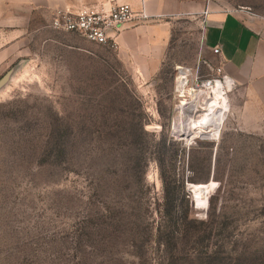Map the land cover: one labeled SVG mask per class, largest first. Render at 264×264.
Masks as SVG:
<instances>
[{"label": "rangeland", "instance_id": "374dc122", "mask_svg": "<svg viewBox=\"0 0 264 264\" xmlns=\"http://www.w3.org/2000/svg\"><path fill=\"white\" fill-rule=\"evenodd\" d=\"M203 18L172 20L152 78L48 28L0 61V264H264V121L193 133L177 108L178 67L211 72Z\"/></svg>", "mask_w": 264, "mask_h": 264}, {"label": "crops", "instance_id": "0c3cea01", "mask_svg": "<svg viewBox=\"0 0 264 264\" xmlns=\"http://www.w3.org/2000/svg\"><path fill=\"white\" fill-rule=\"evenodd\" d=\"M107 0H0V61L22 56L16 49L28 29H51L57 9L77 11L100 6ZM159 18L125 27L115 51L124 68L135 78H152L162 68L171 38L172 20L198 14L208 8L202 21L201 53L205 63L220 66L235 83L230 106L239 127L254 128L264 121V0H117ZM53 30V29H52ZM4 31V33L2 32ZM12 36V37H11ZM18 39V40H17ZM23 46H26L23 44ZM217 46L218 53L212 50ZM18 51V52H16ZM24 56V55H23ZM211 65V64H210Z\"/></svg>", "mask_w": 264, "mask_h": 264}, {"label": "built area", "instance_id": "2783aa9c", "mask_svg": "<svg viewBox=\"0 0 264 264\" xmlns=\"http://www.w3.org/2000/svg\"><path fill=\"white\" fill-rule=\"evenodd\" d=\"M206 1L208 4L210 0ZM207 13L206 5L202 14L205 17ZM154 18L159 17L149 14L144 5L135 10L127 3L107 0L100 6H83L77 11L57 8L52 12L49 27L55 31L77 34L92 43L116 51L118 38L125 27L132 24H143L154 20ZM212 51L218 53L219 48L215 46ZM206 65L211 71L206 76L199 74L198 67L194 71L182 67L185 72L179 80L183 83L184 89L190 84L188 94L192 98L197 97L200 101L204 97L210 98V95L213 94V88L218 82L231 80L230 91L235 87L234 81L223 72L220 66H212L209 63ZM179 69L181 68H178V71Z\"/></svg>", "mask_w": 264, "mask_h": 264}, {"label": "bare ground", "instance_id": "6f19581e", "mask_svg": "<svg viewBox=\"0 0 264 264\" xmlns=\"http://www.w3.org/2000/svg\"><path fill=\"white\" fill-rule=\"evenodd\" d=\"M182 71L185 72L184 69H179L178 72L183 73ZM231 84V80L218 82L213 88V94L210 95V98L204 97L202 101L197 97L189 100L183 99L178 104V112L184 114L193 133L203 130L206 134H217L219 126L227 117L230 109L227 93L230 91ZM177 89L179 90V88ZM181 89H183V83Z\"/></svg>", "mask_w": 264, "mask_h": 264}, {"label": "water", "instance_id": "95a60500", "mask_svg": "<svg viewBox=\"0 0 264 264\" xmlns=\"http://www.w3.org/2000/svg\"><path fill=\"white\" fill-rule=\"evenodd\" d=\"M4 81H5V80H4ZM4 81L2 82V84H1V85H3Z\"/></svg>", "mask_w": 264, "mask_h": 264}]
</instances>
